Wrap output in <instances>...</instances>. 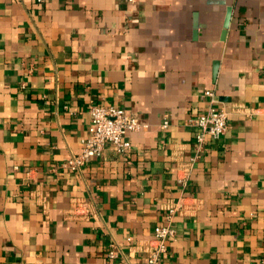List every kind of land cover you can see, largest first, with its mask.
I'll return each instance as SVG.
<instances>
[{
    "label": "crops",
    "instance_id": "obj_1",
    "mask_svg": "<svg viewBox=\"0 0 264 264\" xmlns=\"http://www.w3.org/2000/svg\"><path fill=\"white\" fill-rule=\"evenodd\" d=\"M263 70L264 0H0V264H147L176 205L162 264H264ZM93 104L146 127L75 171Z\"/></svg>",
    "mask_w": 264,
    "mask_h": 264
},
{
    "label": "built area",
    "instance_id": "obj_2",
    "mask_svg": "<svg viewBox=\"0 0 264 264\" xmlns=\"http://www.w3.org/2000/svg\"><path fill=\"white\" fill-rule=\"evenodd\" d=\"M36 1L44 3L48 0ZM262 79L264 81V70ZM205 94L209 98L206 109L189 120L195 128L198 148H203L209 139L221 138L229 125V113L224 106L219 104L215 91L207 89ZM89 114L90 127L87 135L81 140V151L72 155L65 164L75 171L87 165L93 158L102 157L108 146L121 154L128 152L132 147L128 134L146 127L138 117L128 113L124 107L117 104H93L89 107ZM167 126L168 119L166 118L163 127ZM76 208L72 212V215L76 217L85 218L90 212L85 202L79 203ZM180 209V205L170 206L165 223L155 227L154 243L148 251L147 264H162V256L167 251V241L174 238L177 232L174 219Z\"/></svg>",
    "mask_w": 264,
    "mask_h": 264
},
{
    "label": "water",
    "instance_id": "obj_3",
    "mask_svg": "<svg viewBox=\"0 0 264 264\" xmlns=\"http://www.w3.org/2000/svg\"><path fill=\"white\" fill-rule=\"evenodd\" d=\"M230 20H231V10L229 9V12H228L227 17H226L225 30H224V32H223V37L226 36L227 29H228L229 24H230Z\"/></svg>",
    "mask_w": 264,
    "mask_h": 264
}]
</instances>
